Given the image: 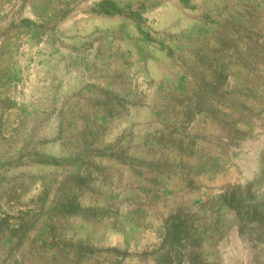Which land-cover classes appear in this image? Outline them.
I'll return each instance as SVG.
<instances>
[{
  "label": "rangeland",
  "instance_id": "obj_1",
  "mask_svg": "<svg viewBox=\"0 0 264 264\" xmlns=\"http://www.w3.org/2000/svg\"><path fill=\"white\" fill-rule=\"evenodd\" d=\"M0 264H264V0H0Z\"/></svg>",
  "mask_w": 264,
  "mask_h": 264
}]
</instances>
